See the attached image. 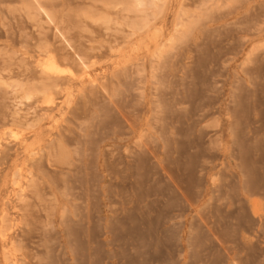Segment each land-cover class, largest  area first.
<instances>
[{
	"label": "rangeland",
	"instance_id": "obj_1",
	"mask_svg": "<svg viewBox=\"0 0 264 264\" xmlns=\"http://www.w3.org/2000/svg\"><path fill=\"white\" fill-rule=\"evenodd\" d=\"M0 264H264V0H0Z\"/></svg>",
	"mask_w": 264,
	"mask_h": 264
},
{
	"label": "bare ground",
	"instance_id": "obj_2",
	"mask_svg": "<svg viewBox=\"0 0 264 264\" xmlns=\"http://www.w3.org/2000/svg\"><path fill=\"white\" fill-rule=\"evenodd\" d=\"M137 1V0H136Z\"/></svg>",
	"mask_w": 264,
	"mask_h": 264
}]
</instances>
